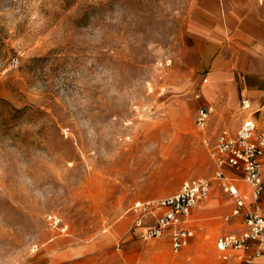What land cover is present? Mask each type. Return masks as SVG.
Returning <instances> with one entry per match:
<instances>
[{
	"label": "rangeland",
	"instance_id": "obj_1",
	"mask_svg": "<svg viewBox=\"0 0 264 264\" xmlns=\"http://www.w3.org/2000/svg\"><path fill=\"white\" fill-rule=\"evenodd\" d=\"M246 4L0 0V264H219L224 191L193 208L178 252L166 232L131 235L129 207L212 175L194 93L213 71L238 87L258 67L264 12Z\"/></svg>",
	"mask_w": 264,
	"mask_h": 264
},
{
	"label": "built area",
	"instance_id": "obj_2",
	"mask_svg": "<svg viewBox=\"0 0 264 264\" xmlns=\"http://www.w3.org/2000/svg\"><path fill=\"white\" fill-rule=\"evenodd\" d=\"M170 59L164 64H170ZM196 97L199 93H195ZM239 106L248 110L251 106L247 96H240ZM213 106L200 104L195 112V126L203 131ZM253 115H245L234 133L220 129L208 153L215 164L210 177L195 176L184 179L178 189L168 195L149 200L134 201L129 210L134 213L130 234L141 239L169 234L171 250L180 251L193 234L186 224V215L208 194L213 183L229 194L234 201L232 213H243V228L238 233H225L216 238V248L222 259H235V264H264L255 260L264 254V119L261 123ZM208 144V136L203 135ZM230 169L233 175L228 174ZM241 177L249 184L250 201H246L234 182ZM226 219L229 217L226 216ZM45 219L51 229L66 233L67 223L56 213H47ZM252 250V251H250Z\"/></svg>",
	"mask_w": 264,
	"mask_h": 264
},
{
	"label": "crops",
	"instance_id": "obj_3",
	"mask_svg": "<svg viewBox=\"0 0 264 264\" xmlns=\"http://www.w3.org/2000/svg\"><path fill=\"white\" fill-rule=\"evenodd\" d=\"M247 2L246 6L251 7L252 10H247L248 12L252 13H262L264 12V2L262 0H245ZM236 9H233L232 11H235ZM238 10V9H237ZM251 65L258 66L253 67L249 72H246L243 74L242 81L239 83V86L237 87V84L233 81L232 75L228 71L219 70V71H213L210 75V81L208 82V76L202 77L201 83H200V89L199 91L195 93H199V96L196 97L194 93V97L196 99H199L197 107L200 104L206 103L213 106V111L211 112L206 128L203 131H200L201 135V141L203 142V135L208 136V144L204 143L207 151L209 145H211L215 139L217 133L222 128L228 129L230 132L234 133L236 129L238 128V123L240 124L242 118L247 114H252L253 117H255L260 123L264 119V56H257L252 57L250 60ZM261 65H263V68H260ZM208 82V83H207ZM239 95L240 96H247L250 99L251 106L248 110H243L239 106ZM196 107V109H197ZM195 109V112H196ZM194 112V116H195ZM214 113L213 121L215 123L222 122L215 134H212L209 128V123L211 116ZM231 116L234 118V124L230 125L228 123V117ZM194 119V117H193ZM194 121V120H193ZM259 123V124H260ZM195 125V123H194ZM209 154V153H208ZM210 164L212 166V173L215 170V164L211 157L209 156ZM262 162H264V154L261 157ZM228 174L233 175V172L230 169H226ZM195 177V176H193ZM207 177V176H205ZM234 182L236 186L241 191L242 195L244 196L245 200L248 202L250 201V187L249 184L244 181L241 177L237 176L234 178ZM180 186V185H179ZM214 190H221V188L216 184L213 183L207 196L200 202L202 203L205 201L209 195ZM176 191V190H175ZM174 191V192H175ZM173 193V192H172ZM171 194V193H170ZM223 194V199L225 201V207H230L229 211L224 215V219L229 222V225L231 228L221 231L216 238L225 233H238L243 228V213L233 214V208H234V201L230 196H227L225 192ZM140 200V199H139ZM137 201V200H136ZM144 201V200H141ZM199 203V204H200ZM262 204H264V200L261 201ZM216 205L219 206L223 205L222 199L216 200ZM197 206V205H196ZM195 207V206H194ZM192 207L189 211V213L186 215V224L192 229L193 234L190 236L189 240L195 235L196 230L200 227L198 219L193 215ZM221 207V206H220ZM228 216L229 218L226 219L225 217ZM167 233V232H166ZM168 234V233H167ZM169 235V234H168ZM215 238V242H216ZM189 242V241H188ZM169 246L171 249V243H170V237H169ZM217 249V248H216ZM218 250V249H217ZM252 251V250H250ZM219 252V250H218ZM220 253V252H219ZM220 257V255H219ZM221 258V257H220ZM222 259V258H221ZM256 261L264 262V254L261 256L255 257ZM235 259H222L219 264H235Z\"/></svg>",
	"mask_w": 264,
	"mask_h": 264
}]
</instances>
